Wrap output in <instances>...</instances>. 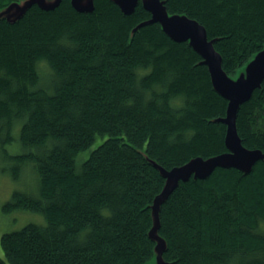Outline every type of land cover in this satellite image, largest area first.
<instances>
[{"label":"trees","instance_id":"16d2710c","mask_svg":"<svg viewBox=\"0 0 264 264\" xmlns=\"http://www.w3.org/2000/svg\"><path fill=\"white\" fill-rule=\"evenodd\" d=\"M94 5L34 3L16 21L0 18V143L19 129L23 152L7 156L13 176L30 166L38 179L37 192L15 191L3 210L46 221L3 233L0 264H145L157 244L161 167L230 152L228 125L216 120L229 100L202 54L145 23L153 15L142 1L131 12L114 0ZM165 6L205 26L228 73L264 48V0ZM237 127L244 146L264 151V81ZM159 233L168 264H264V157L249 172L218 166L179 181L160 206Z\"/></svg>","mask_w":264,"mask_h":264},{"label":"rangeland","instance_id":"374dc122","mask_svg":"<svg viewBox=\"0 0 264 264\" xmlns=\"http://www.w3.org/2000/svg\"><path fill=\"white\" fill-rule=\"evenodd\" d=\"M29 1L31 0H16L14 2L18 3L16 8L25 6ZM40 2L51 5L55 3L57 0H39ZM80 5L83 7H87L90 3L89 0H79ZM132 1V0H130ZM145 3L152 4L159 16L162 19V22L164 26H166L172 33H174L177 36H188L189 39L195 43H197L201 48L203 46L200 43V39H203V33L201 28L198 26V22L194 19L189 18L184 13H170L163 9V3L162 0H143ZM13 2V3H14ZM10 7L6 6L2 9H0V15L3 13H10L13 14L11 10H9ZM6 11V12H5ZM262 50L258 51L243 67L237 69L236 71H233L231 73H224L222 75V79H229L231 81V84L235 88L234 90L243 93L244 89H246V86L243 85V81L249 80L250 77L256 76V66L260 64V68L262 69V62L259 60L262 56ZM49 71V68L45 63H42V71L44 72ZM228 117V113L226 115ZM15 136L16 141L12 144L2 146L0 143V240L3 233L7 231L12 230H18L22 228L24 225L35 222L39 224L45 223V218L41 213L30 211V210H21V209H15L9 213L4 212L3 206L12 199L13 193L15 191H27V192H37L38 186H37V174L32 170V167L27 166L24 168V172L19 169V177L14 178L13 172H14V163L10 161L7 156L12 154H21L23 152V149L21 147L20 141H19V129L15 130ZM18 139V141H17ZM99 142H96L91 149H93L95 146H97ZM7 150V154L5 153V150ZM249 151H254V149H248ZM264 153L262 149H257ZM90 150H86L84 154H89ZM249 155L243 156L237 153L232 154L231 156L224 157L222 161L225 163H239L243 167H248ZM213 158V157H212ZM210 158L203 159L206 163H212L214 160ZM211 159V160H210ZM200 160L191 159V161L187 162L186 164H183L181 166H178L175 169H171L166 183L164 185V188L162 190V194H166L175 184L177 179L180 176L188 175L192 170L194 171V174L201 173L204 171V169L209 166L208 164H202L199 165L198 162ZM203 166L204 168H201ZM158 224V219L155 218L153 221V228H155ZM152 228V229H153ZM155 233L162 238L159 231L156 230ZM159 242V241H158ZM3 254V252H1ZM145 264H168V262L165 260L163 255H160V251L158 248L155 249L154 252V258L150 261H148Z\"/></svg>","mask_w":264,"mask_h":264},{"label":"water","instance_id":"95a60500","mask_svg":"<svg viewBox=\"0 0 264 264\" xmlns=\"http://www.w3.org/2000/svg\"><path fill=\"white\" fill-rule=\"evenodd\" d=\"M90 3L88 4L87 7H83L82 5H80V1L79 0H72V4L74 5V7L79 10V11H92L94 9V0H89ZM115 2H117L118 4H120V6L126 11V12H131L133 11V9L135 8V6L139 3V1H142V3L144 4V6L149 9L152 12V19L145 22V23H150V22H160L164 28V30L175 40L177 41H189L191 45L194 46V48L199 51L204 60L203 63L208 65L210 73H211V77H212V82L216 88V90H218L222 95H224L228 100H229V105H228V117L225 119V121L227 122L228 125V132H227V137H226V144L230 149V152L228 153H224L222 155H218V156H213V162L212 163H206L202 158V157H197L194 158L196 160H200L198 162L199 165L202 164H208L209 166H207L203 172L201 173H197L195 176L196 177H201V178H205L207 176H209L216 167L218 166H236L246 172H249L253 165L255 164V162L261 158L264 157V154L255 149L254 151H249L246 146L243 145L242 140L240 138V135L238 133V127H237V120H236V116L238 115V111L240 106L247 100H249L253 94V92L255 91V89L260 88L262 86V82L264 81V50H262V56L261 59L259 60L260 62H262V69L260 68V64H258L256 66V76H252L250 77L249 80L243 81V85L246 86V89H244L243 93H239L237 91H235L233 85L231 84V81L229 79H222V75H224V73H228L224 67H223V59H222V55L216 50L215 48V39H209L208 34H207V30L205 28L204 25H202L198 20L194 19L195 21L198 22V26L201 28L202 33H203V39H200V43L203 46V48H201L197 43L191 41L189 39L188 36H177L174 33H172L166 26H164L161 17L159 16L156 8L149 3H145L143 0H114ZM61 0H57L55 3L51 4V5H46L42 2H40L39 0H31L29 1L25 6L23 7H19L16 8L14 6H16L18 3L16 2H12L8 7L9 10H11L14 13L10 14L8 12L3 13L0 15L1 17H7L9 20L11 21H16L17 19H19L20 17H22V15L26 12V10L33 5L34 3L39 4L42 8L44 9H54L55 7H57L60 4ZM163 3V9L167 10V7L165 6V0H162ZM169 12V11H168ZM188 16V15H187ZM189 17V16H188ZM191 18V17H189ZM193 19V18H191ZM264 49V48H263ZM237 153L243 156L249 155L248 157V162L249 165L248 167H243L242 165H240L239 163H225L224 161H222V159L224 157H228L231 156L232 154ZM211 160V159H210ZM191 161V160H190ZM177 168V167H175ZM173 168V169H175ZM201 168H204L203 166H201ZM172 169V170H173ZM172 170H166L163 167H161V171L163 173V175H165L166 180L168 175L170 174L169 172ZM195 170H192L188 175H191L194 173ZM183 177L185 179V176H180L177 181L175 182V184L173 185V187L166 193V194H162V192L156 197L155 201H154V206H153V221L155 218L158 219V224L155 228L151 229L150 231V236L156 240L157 242V246L156 248L159 249L160 251V255H163L164 250L166 249V240L162 237H159L155 231L158 230L160 228V206L163 203L164 200H166V198L170 195V193L174 190V188L178 185L179 183V179ZM159 241V242H158Z\"/></svg>","mask_w":264,"mask_h":264},{"label":"bare ground","instance_id":"6f19581e","mask_svg":"<svg viewBox=\"0 0 264 264\" xmlns=\"http://www.w3.org/2000/svg\"><path fill=\"white\" fill-rule=\"evenodd\" d=\"M227 113H228V108H227ZM227 115V114H226ZM227 117L226 116H224V117H220V118H217L216 120L217 121H222V122H224V123H226L227 124V122L225 121V119H226ZM238 119V115L236 116V120ZM227 132H228V129H227ZM227 137V136H226ZM240 138H241V136H240ZM241 140H242V138H241ZM264 154V153H263ZM156 166L157 167H159V166H161L158 162L156 163ZM192 176H194V178H196V176H195V174L193 173V174H191V175H185V179L183 178V177H181L180 179H179V181H187V180H189ZM201 178V177H200ZM156 199V198H155ZM153 206H154V203H153V205H152V217H153ZM156 246H157V244H156ZM155 249H156V247H155Z\"/></svg>","mask_w":264,"mask_h":264}]
</instances>
